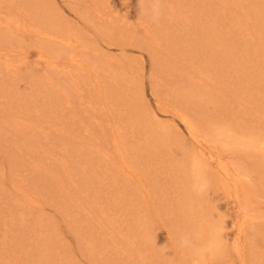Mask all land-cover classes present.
I'll return each instance as SVG.
<instances>
[{
	"label": "rangeland",
	"instance_id": "1",
	"mask_svg": "<svg viewBox=\"0 0 264 264\" xmlns=\"http://www.w3.org/2000/svg\"><path fill=\"white\" fill-rule=\"evenodd\" d=\"M95 1L17 0L7 10L0 0V16L20 27L10 25L18 39L1 51L51 74L35 82L22 68L0 70V83L9 74L0 85V264H264V0L238 2L239 29L229 17L197 24L204 0H125L119 15ZM23 2L31 15L43 10L53 34L50 67L22 30L36 20Z\"/></svg>",
	"mask_w": 264,
	"mask_h": 264
},
{
	"label": "bare ground",
	"instance_id": "2",
	"mask_svg": "<svg viewBox=\"0 0 264 264\" xmlns=\"http://www.w3.org/2000/svg\"><path fill=\"white\" fill-rule=\"evenodd\" d=\"M1 1H3V4H4V6H6V9H7V7H11L12 5V7H15V5H14V3L15 4H17V0H1ZM20 1H22V0H20ZM24 1H26V0H24ZM35 1V0H34ZM44 1V0H43ZM99 1V2H98ZM133 1V0H132ZM213 0H204L203 2H205L206 4H207V6L205 5V4H203V3H201L200 4V6L201 5H203L202 6V9H204V10H207V11H209L210 13H208V15L210 16V17H208V15H207V13L204 11V10H199V17L197 16V18H196V21L197 20H201V22L204 24H206V22H209V24H206L207 26H209V27H212L213 25H223L225 22H223L224 20H226L225 18H227V17H229L228 19H229V21L231 20V18H232V25L234 26V27H237L238 29L242 26V22H243V18H241V17H243L244 16V14L241 16V17H239V15L240 14H238V16L236 17L235 16V14H236V12L238 11V9L240 8V9H242V6H240V4L241 3H238V2H240V0H238V1H235V0H214L213 2H212ZM36 2H38V3H40L39 1H36ZM98 5L100 4V8L101 9H103L104 11H107V13H109V10H112L115 14H118L119 15V13H121V11H123V10H125V8H126V6H127V3L128 2H126L125 0H96L95 1ZM94 2V3H95ZM147 2H149V0H147ZM154 2H155V0H154ZM202 2V1H201ZM114 3V4H113ZM129 3H131V2H129ZM150 3H152L153 4V2L152 1H150ZM156 3V2H155ZM151 4V9L153 10V12L154 13H156V14H158V12H159V8H161V7H159L158 5V7L157 6H155L156 4ZM20 4V3H19ZM18 4V5H19ZM42 4H43V2H42ZM97 4H95V5H97ZM218 6H219V8H220V11L218 12L220 15H225L224 17L222 16V18L221 19H219L220 20V23H219V21H217L216 19H212L211 18V16H213L214 17V13L215 12H217V9L216 8H218ZM249 6V9L248 10H252V8H254V7H250V5H248ZM19 8L21 7L22 9H26V10H24V11H27V13H29L30 15H31V11L29 10V7L26 5V2L24 3H21V5L20 6H18ZM125 7V8H124ZM128 7V6H127ZM198 7V6H197ZM256 7H258V8H263L264 7V5L262 6V3H258V5L256 6ZM18 8V9H19ZM94 8V10L93 11H96L97 13H100V8L99 9H96L95 7H93ZM121 8H122V10H121ZM147 8V7H146ZM192 8V7H191ZM218 8V9H219ZM118 9H119V11H118ZM127 9V8H126ZM131 9V8H130ZM244 9V8H243ZM8 10V9H7ZM13 10V9H12ZM36 10V9H35ZM39 10H40V8H39ZM91 10V9H90ZM172 12L171 13H174L175 15H176V13L178 14V13H180V12H178V11H176L173 7H171V9H170ZM247 10V11H248ZM33 11V10H32ZM135 11H138V10H135ZM147 11V10H146ZM146 11H145V13H146ZM188 11V10H187ZM242 11V10H241ZM245 11V10H244ZM247 11H245V13L247 12ZM253 11V10H252ZM42 12H43V10H40V12L38 11L37 12V14H35V12L33 11L32 12V15L31 16H29L30 18L32 17L33 19L35 18V17H33L34 15L36 16V20L34 21L33 20V23H31V24H29V26H24L23 28H22V30L23 31H26V32H30V36H31V34H32V36L33 37H35V39H37V41H36V43H34V48H38V50H36V52L37 51H39V53L40 52H42V53H40V56L41 57H39L40 59L42 58V60L43 61H39V63H40V65L42 66V65H47V66H51V65H53L51 62H50V60L51 59H48V60H46L48 57H47V54H45V53H48L49 51H46V47H50L49 45L47 46V43L45 42V41H49V39L50 40H52L51 38V36H53V34H50L49 32H47V29L46 28H44L43 29V27H47V25H46V20L44 19V17L42 16ZM127 12V11H126ZM125 12V13H126ZM160 12H161V10H160ZM232 12L234 13V14H232ZM2 13V12H1ZM91 12H89V14H90ZM112 13V12H111ZM123 14L124 16H123V20H124V18H125V16H126V14ZM242 13H243V11H242ZM241 13V14H242ZM249 13H251L250 11H249ZM28 14V15H29ZM92 14H93V12H92ZM197 14H198V11H197ZM232 14V15H231ZM25 15H27L26 13H25ZM101 15V14H100ZM179 15V14H178ZM182 15V14H181ZM2 16V17H1ZM0 16V18H4L3 16V14ZM7 16V15H6ZM193 16H194V13H193ZM234 16H235V19H233L234 18ZM14 17V16H13ZM12 17V15L11 16H9V18L7 17V20H6V18H4L5 19V21L2 19H0V43L1 42H8V41H10L11 39H12V35H10L11 34V32H10V30H8V29H10V25H12L13 23H15L14 22V18ZM19 17V16H18ZM54 19H55V17L54 16H52ZM131 16H129V18H130ZM179 17V16H178ZM196 16H194V18H195ZM13 18V19H12ZM31 18V19H32ZM51 18V17H50ZM111 18V17H110ZM109 18V19H110ZM128 18V17H127ZM246 18V17H245ZM107 19V18H106ZM121 19V18H120ZM20 19H18V20H16V21H19ZM53 20V19H52ZM56 20V19H55ZM54 20V21H55ZM130 20H132V17L130 18ZM32 21V20H31ZM109 21V20H108ZM135 21V20H134ZM226 21H228V20H226ZM254 21H256V22H259L260 21V19H258V20H254ZM58 22V21H57ZM56 22V23H57ZM94 22V21H93ZM158 22H160V24L162 25V26H164V22L163 21H158ZM219 24H218V23ZM47 23H48V21H47ZM55 23V22H54ZM104 23V22H103ZM106 24H107V22H105ZM244 23V22H243ZM251 23V22H250ZM249 23V24H250ZM16 24V23H15ZM51 24V23H50ZM197 24H200V23H198V21H197ZM255 24V23H254ZM23 25V24H22ZM57 25V24H56ZM101 25V24H100ZM124 25V24H123ZM241 25V26H240ZM13 26H15L14 24H13ZM16 26L17 27H19L17 24H16ZM60 26V25H59ZM58 26V27H59ZM110 26L113 28V27H115V26H117V21H112V22H110ZM22 27V26H21ZM57 27V28H58ZM124 27V26H123ZM147 27V26H146ZM243 27H244V25H243ZM20 28V27H19ZM74 28V27H73ZM108 28H109V26H108ZM54 29V28H53ZM61 29H63L62 27H61ZM131 29V28H130ZM144 29H146L145 27H143V29H142V31H144ZM159 29L161 30L162 29V27L161 28H157V31H159ZM55 30V29H54ZM54 30H52V32L54 31ZM66 30V29H65ZM109 30V29H108ZM134 30V29H133ZM132 30V32H134ZM140 30V29H139ZM139 30H137L136 29V31H139ZM13 31V30H12ZM60 31V30H59ZM62 31V30H61ZM61 31L59 32V33H61ZM57 31H55V33H56ZM146 33H148L151 37L152 36H154L156 33L155 32H153L151 29L150 30H147V31H145ZM242 32H244L245 33V29H242ZM54 33V32H53ZM24 34V33H23ZM62 34V33H61ZM69 34V33H68ZM137 34H139V33H137ZM154 34V35H153ZM19 35V34H18ZM57 35H60V34H58V32H57ZM66 35V34H65ZM248 35H250V34H248ZM26 35H23L22 37H24V39H25V41H26V37H25ZM68 36V35H67ZM66 36V37H67ZM243 36H247L246 34H243ZM27 37H29V36H27ZM73 37V36H72ZM250 37V36H249ZM14 38H16V36H14L13 37V39ZM245 38V37H244ZM16 39H18V38H16ZM27 39H29V38H27ZM64 39V38H63ZM69 39V38H68ZM31 40H33L32 38H31ZM53 40H55V38H53ZM158 40L159 39H156L155 38V41H157L158 42ZM246 40V39H245ZM14 41V40H13ZM12 41V42H13ZM24 41V42H25ZM57 41V40H56ZM69 41V40H68ZM67 41V42H68ZM83 41V40H82ZM26 42H28V40L26 41ZM25 42V43H26ZM30 42V41H29ZM32 42V41H31ZM77 42V41H76ZM156 42V43H157ZM16 43V42H15ZM20 43V42H19ZM57 43V42H56ZM70 43H71V40H70ZM78 43V42H77ZM80 43V42H79ZM155 43V42H154ZM4 44V43H3ZM7 44V43H6ZM10 44H12L11 46H13V43H11L10 42ZM22 44V43H21ZM65 45H69L68 43L66 44V43H64ZM72 44V43H71ZM24 45H27V44H24ZM28 45H30L31 47H33V45L31 44V43H28ZM157 45H159V44H157ZM17 46V45H16ZM71 46V45H70ZM5 47V46H4ZM18 47H21V46H18ZM25 47V46H24ZM24 47H22V48H24ZM30 47V48H31ZM42 47V48H41ZM44 47V48H43ZM72 48H75L74 46H71ZM3 48V47H2ZM27 48V47H26ZM25 48V49H26ZM29 48V47H28ZM52 48V47H51ZM25 49H23V50H18V53H17V55L18 54H20V55H24V54H28V53H25ZM49 49V48H48ZM70 49V48H69ZM10 50V49H9ZM27 50V49H26ZM72 50V54H73V49H71ZM44 51V52H43ZM249 50H247V52H248ZM9 52V51H8ZM11 52H12V54L14 53L12 50H11ZM10 52V53H11ZM32 52V51H31ZM0 58H2L3 56V58H4V60L3 61H7L8 63H6V62H4L5 63V66H3V67H1V65H0V70L2 71L3 69H4V71L6 72V74L7 73H9V74H11L12 72H14V68H17V69H23L22 71H23V74L21 75V76H23L25 79H30V80H32V81H35V79H37V77H38V75L40 74H44V72L46 73V74H48L49 72H48V70H46V71H44L46 68L44 67H39V64H37V66H35L34 65V63H35V61L34 62H32L31 61V59L29 58H27V57H23V58H21L20 59V63L18 64L20 67L18 68V65L17 66H15V64L13 65V58H15V56L14 57H12V59H10V53L9 54H7L6 52L4 53V52H2L1 51V48H0ZM70 53V54H71ZM38 54V53H37ZM208 54H210V52H208ZM30 55V54H29ZM36 55V54H35ZM59 55V54H58ZM248 55V54H247ZM13 56V55H12ZM33 57H34V55H33ZM74 57V56H73ZM205 57H207V54H205ZM17 58V57H16ZM208 58V57H207ZM248 58V57H247ZM39 59V60H40ZM53 59V58H52ZM78 59V58H77ZM80 59V58H79ZM245 59L246 58H244V55L243 56H240V58L239 59H237L238 61H236V60H229L230 61V63H232V64H235V65H237V64H240V62H242V60L243 61H245ZM18 60V59H17ZM46 60V61H45ZM56 60V59H55ZM31 61V62H30ZM75 61H76V59H75ZM81 61V60H80ZM237 62V63H236ZM0 63H1V61H0ZM3 63V62H2ZM15 63V62H14ZM31 63H33V66L31 65ZM37 63V62H36ZM82 62H80V64L78 63V68H79V71H84L85 72V70L86 69H84V68H82V66H85V65H83V64H81ZM226 63V62H225ZM225 63L223 64V65H225ZM54 64H56V63H54ZM223 65H222V67H220L221 68V70L223 69ZM49 66V67H50ZM217 67L218 66H220V65H216ZM23 67H25V68H23ZM55 67V66H54ZM53 67V68H54ZM231 67V66H230ZM229 67V69H231ZM3 68V69H2ZM32 68V69H31ZM44 69V70H43ZM228 69V68H227ZM236 69V68H235ZM74 70V69H73ZM62 71V70H61ZM76 71V70H75ZM78 71V70H77ZM210 71V70H209ZM213 71H215V70H213ZM240 71V70H239ZM238 71V72H239ZM21 72V71H20ZM19 72V73H20ZM60 72V71H59ZM83 72V73H84ZM217 72V71H216ZM220 73H218L219 74V78H221V76H224L225 77V75H224V72L223 73H221V71H219ZM243 72V71H242ZM16 73H17V71H16ZM81 73V72H80ZM244 73V72H243ZM1 74V73H0ZM9 74H8V76H9ZM70 74V76H71V73H69ZM16 75V74H15ZM49 75H51L50 73H49ZM101 75V74H100ZM221 75V76H220ZM3 77V82H4V74L2 75ZM7 76V77H8ZM95 76V75H94ZM6 77V78H7ZM11 77V76H10ZM42 75L39 77V79H41V80H43L42 78ZM98 77V76H97ZM101 77V76H100ZM6 78H5V81H6ZM218 78V77H217ZM218 78V79H219ZM8 79H9V77H8ZM13 79V78H12ZM15 79H18V78H15ZM14 79V80H15ZM75 79V78H74ZM99 79V78H98ZM11 80V79H10ZM29 80V81H30ZM45 80V79H44ZM122 80V79H121ZM213 80V79H212ZM8 81V80H7ZM6 81V82H7ZM12 81V80H11ZM29 81H26V83L27 82H29ZM31 81V82H32ZM45 81H47V80H45ZM45 81H44V83H45ZM2 82V83H3ZM36 82V81H35ZM82 82V81H81ZM2 83H0V85L2 84ZM23 83V82H22ZM21 84V83H20ZM46 85H47V83H45ZM4 86H6V87H8V85L7 84H3ZM9 85L11 86V84H10V82H9ZM22 85V84H21ZM36 85V84H35ZM39 85V84H38ZM48 85L51 87V85L48 83ZM48 86V87H49ZM65 86V85H64ZM110 86V85H109ZM222 87L224 86V88H226L227 90H221L220 91V89L218 90V88L216 89V92L218 91H220L219 92V94L221 95V96H223V98L225 97H228V98H226L225 100H227V102H229V99H231V95H230V92L231 91H228V88L229 87H227L226 85H221ZM2 87V86H1ZM17 87V86H16ZM21 87V86H20ZM40 87L42 88H44L45 86H43V85H40ZM53 87V86H52ZM55 87V86H54ZM211 87V86H210ZM241 87V86H240ZM260 87V86H259ZM13 88V87H12ZM18 88V87H17ZM38 88V87H37ZM42 88V90L40 91V92H42L43 93V91H45V89H43ZM57 88V87H56ZM103 88V87H102ZM236 89H237V86L235 87ZM9 89V91L11 90V91H13L14 92V90L13 89H10V87L8 88ZM15 89V88H14ZM39 89V88H38ZM211 89V88H210ZM214 89H215V87H214ZM239 89V88H238ZM237 89V91H236V93L238 92L239 94L241 93V92H239L240 90H238ZM247 89V88H246ZM5 90H6V88H4V91H2V92H5ZM58 90V89H57ZM60 90V89H59ZM104 90V89H103ZM102 90V91H103ZM122 90V89H121ZM201 90V89H200ZM243 90V89H242ZM22 91V90H21ZM52 91H55V90H52ZM207 91V90H206ZM206 91H204V92H206ZM8 92V91H7ZM108 92V91H107ZM233 92V91H232ZM231 92V93H232ZM9 93V92H8ZM41 93V94H42ZM77 93V92H76ZM203 93V92H202ZM207 93V92H206ZM4 94V93H3ZM6 94V93H5ZM215 94V93H214ZM210 97H211V94H208ZM233 95V94H232ZM236 95V94H235ZM11 97V96H10ZM237 96H235V98H236ZM239 97V96H238ZM237 97V98H238ZM5 98V97H4ZM32 98V97H31ZM220 98H222V97H220ZM234 98V97H233ZM240 98V97H239ZM233 100V99H232ZM239 100V99H238ZM231 101V100H230ZM230 103V102H229ZM120 105V104H119ZM229 105H231V103L229 104ZM31 110V109H30ZM239 111V110H238ZM247 111V110H246ZM32 112V111H31ZM34 112V111H33ZM36 114H38V113H35V115ZM34 115V114H33ZM42 116H44V115H42ZM46 118H47V116H46ZM48 119V118H47ZM46 119V120H47ZM42 120V119H41ZM45 120V119H44ZM182 120L184 121V123L185 124H187L186 126L188 127V128H190V130H191V132H192V134L193 133H195L196 132V130H198V127L196 126V124H194V122L192 121V119H190V117H184V118H182ZM190 120V122L191 123H188V121ZM34 121H36V120H34ZM39 121V120H38ZM37 122V121H36ZM35 123V122H34ZM39 123V122H38ZM133 123V122H132ZM33 124V123H32ZM32 124H31V126H32ZM103 125V124H102ZM22 126V125H21ZM28 126V125H27ZM38 126V125H37ZM41 126V125H40ZM39 126V127H40ZM26 127V126H25ZM30 127V126H29ZM33 127V126H32ZM38 127V128H39ZM14 128H15V126H14ZM22 128V127H21ZM27 128V127H26ZM31 128V127H30ZM34 128V127H33ZM42 128V127H41ZM40 128V129H41ZM24 129V128H23ZM1 131V130H0ZM25 132H26V130H25ZM24 132V133H25ZM103 132H104V130H103ZM28 133V132H27ZM30 133V132H29ZM9 134H11L10 133V131L8 132V136H9ZM150 134V133H149ZM217 134V133H216ZM151 136V135H150ZM27 137V136H26ZM33 137H35L34 135H33ZM29 138V137H28ZM119 138L120 139H122L120 136H119ZM118 139V138H117ZM119 139V140H120ZM40 141V140H39ZM122 141V140H121ZM38 142V141H37ZM48 142V141H47ZM125 142L123 141V144H124ZM127 146V145H126ZM42 147V146H41ZM114 147V146H113ZM128 148V147H127ZM126 152V151H125ZM203 152L201 151V154H202ZM128 154H130V153H128ZM203 156V155H202ZM129 158V157H128ZM130 158H133V156L132 157H130ZM102 160V159H101ZM136 162V161H135ZM131 163V162H130ZM37 167V166H36ZM196 169V168H195ZM99 170V169H98ZM112 171V170H111ZM197 171V170H196ZM199 171V170H198ZM108 172V171H107ZM126 172V171H125ZM226 172V171H225ZM106 175V174H105ZM196 176V175H195ZM229 176H230V173L229 172H227V174L223 177L224 179H222L223 181H226L225 179H228L229 178ZM57 177V176H56ZM112 179H114L115 180V178H112ZM117 179V178H116ZM36 180V179H35ZM113 180V181H114ZM229 180V179H228ZM112 181V180H111ZM59 182V181H58ZM119 184V183H118ZM46 193V192H45ZM67 193V192H66ZM42 194V193H41ZM56 194V193H55ZM59 194V193H58ZM46 195V194H45ZM53 195V194H52ZM63 194H61V196H62ZM50 196V195H49ZM61 196H59L58 198H60ZM64 196H65V194H64ZM68 196H70V195H68L67 194V197ZM37 197H39V196H37ZM53 197V196H52ZM54 199V198H53ZM61 199V198H60ZM59 199V200H60ZM247 199H249V198H247ZM56 200V199H55ZM62 200V199H61ZM133 200V199H132ZM251 200V199H250ZM237 201H239V200H237ZM57 202V201H56ZM58 202H60V201H58ZM62 202V201H61ZM61 202H60V204H61ZM95 203V202H94ZM57 204V203H56ZM59 204V203H58ZM57 204V205H58ZM225 206V205H224ZM96 208V207H95ZM100 209L98 208V211H99ZM98 211H95V210H92V209H89V211L87 212V214H88V216H90V217H92V216H94L96 213L95 212H98ZM99 213V212H98ZM212 213V212H211ZM243 213V212H242ZM217 214V213H216ZM260 214V213H259ZM97 215V214H96ZM242 215V214H241ZM245 216V215H244ZM217 219V218H216ZM262 219V218H261ZM97 220V219H96ZM140 220V221H139ZM139 220H137V221H139V222H137L138 223V229H140L141 230V226H142V228H143V231L146 233V226H145V224H146V217L144 216H141V218H139ZM97 222V221H96ZM244 222V221H243ZM249 223V222H248ZM262 223V222H261ZM193 224V223H192ZM224 224V223H223ZM136 225V224H135ZM244 225H246V223L244 224ZM137 226V225H136ZM216 226V225H215ZM191 228V227H190ZM231 228H233V227H231ZM241 228L243 229V224H242V226H241ZM240 228V229H241ZM200 229H202V231H203V228H200ZM235 229V228H234ZM233 229V230H234ZM241 229V230H242ZM194 230V229H193ZM212 230V229H211ZM239 230V229H238ZM241 232V231H240ZM247 233H248V231H246ZM195 234V233H194ZM237 234V233H236ZM249 234V233H248ZM261 234H262V231H261ZM257 235V234H256ZM197 236V235H196ZM204 236V235H203ZM230 236V235H229ZM236 236V235H235ZM127 237V236H126ZM239 238V237H238ZM248 238V237H247ZM249 239V238H248ZM251 240V239H250ZM124 241V240H123ZM150 242H152V240H149ZM148 241V242H149ZM235 241V243L237 242V240L235 239L234 240ZM149 242V243H150ZM155 244H156V242L155 241H153ZM152 242V243H153ZM247 242V241H246ZM253 242V241H252ZM125 243V242H124ZM234 243V242H233ZM234 243V244H235ZM134 244V243H133ZM250 244V243H249ZM157 245V244H156ZM237 245V244H236ZM159 246V245H158ZM157 246V247H158ZM200 255V254H199ZM193 256V255H192ZM200 256H202V255H200ZM205 256V255H204ZM203 257V256H202ZM199 258V257H198ZM193 259V261H195V264H208L207 263V261L206 262H203L202 261V259ZM189 263V262H188Z\"/></svg>",
	"mask_w": 264,
	"mask_h": 264
}]
</instances>
